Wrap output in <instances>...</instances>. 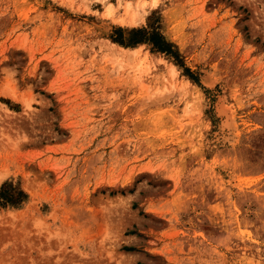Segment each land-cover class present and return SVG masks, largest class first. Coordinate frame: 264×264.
I'll list each match as a JSON object with an SVG mask.
<instances>
[{"label": "rangeland", "instance_id": "rangeland-1", "mask_svg": "<svg viewBox=\"0 0 264 264\" xmlns=\"http://www.w3.org/2000/svg\"><path fill=\"white\" fill-rule=\"evenodd\" d=\"M5 184L0 264H264V0H0Z\"/></svg>", "mask_w": 264, "mask_h": 264}, {"label": "trees", "instance_id": "trees-1", "mask_svg": "<svg viewBox=\"0 0 264 264\" xmlns=\"http://www.w3.org/2000/svg\"><path fill=\"white\" fill-rule=\"evenodd\" d=\"M7 187H10V185L8 184H5V185H2L1 188H0V199L2 201H4V203H9V204H12V205H17L19 204L20 202H22L25 198V195L24 193L21 191V190H18L16 192V195L14 198H9L6 194V188ZM12 197V196H11Z\"/></svg>", "mask_w": 264, "mask_h": 264}, {"label": "bare ground", "instance_id": "bare-ground-1", "mask_svg": "<svg viewBox=\"0 0 264 264\" xmlns=\"http://www.w3.org/2000/svg\"><path fill=\"white\" fill-rule=\"evenodd\" d=\"M107 14H109L111 12V6H108L106 9ZM222 102V101H221ZM223 113V112H222ZM225 114V113H224Z\"/></svg>", "mask_w": 264, "mask_h": 264}]
</instances>
